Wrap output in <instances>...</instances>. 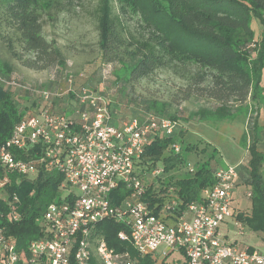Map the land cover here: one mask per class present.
I'll use <instances>...</instances> for the list:
<instances>
[{"label":"trees","instance_id":"trees-1","mask_svg":"<svg viewBox=\"0 0 264 264\" xmlns=\"http://www.w3.org/2000/svg\"><path fill=\"white\" fill-rule=\"evenodd\" d=\"M59 3V0H0V44L24 67L33 70L53 65L64 67L61 51L45 37L41 24L42 12ZM252 21L262 26L259 38L255 37ZM96 22L100 59L115 65L112 74L119 84V95L127 102L132 101L128 88L158 70L168 71L179 80L170 101L143 99L140 115L128 118L117 114L108 91L92 88L83 81L92 90L108 96L112 126L119 128L123 122L146 113L177 122L172 134L161 130L151 133L136 161V173L143 186L140 199L154 213L176 219L186 204L198 200L201 190L213 183V172L222 165L212 158L185 176L164 174L183 162L181 152L171 149L183 132L178 129L177 116L170 114L168 107L190 99L209 101L212 105H200L190 117L200 122L233 120L238 116L246 119L243 135L246 167L236 166L234 186L241 175L251 203L247 211L237 212L236 217L251 231L261 232L264 243V155L259 149L256 101L259 97L264 114V99L259 96L264 70V0H98ZM10 70L8 63H0L1 74L12 77ZM33 100L30 92L0 84V143L9 137L25 110L35 104ZM52 104L57 110H68L71 94L53 99ZM35 153L36 149L31 147L19 156L28 158ZM156 167L163 174L152 177L150 171ZM10 177L7 190L18 197L19 219H8L6 205L0 201L3 212L0 226H4L17 248H25L31 240L43 235L42 215L47 205L68 192L65 185L61 187L63 175L44 164L28 177L15 173ZM129 193L130 189L121 184L109 193V200L119 204ZM120 231L129 233L121 222L112 219L96 224L97 237L115 251L127 253L136 264H165L157 263L150 255H139L129 239L118 238ZM89 264L102 263L92 252Z\"/></svg>","mask_w":264,"mask_h":264},{"label":"built area","instance_id":"built-area-1","mask_svg":"<svg viewBox=\"0 0 264 264\" xmlns=\"http://www.w3.org/2000/svg\"><path fill=\"white\" fill-rule=\"evenodd\" d=\"M83 81L81 73L65 74L62 90L0 73L1 85L30 92L35 103L0 143V201L6 205L8 219H19L18 197L7 190L13 173L28 177L44 164L63 175L61 187L65 185L68 192L47 205L42 215L43 235L25 248H17L0 226V264H89L92 252L102 264H136L127 253L115 251L97 237L96 224L107 219L121 222L129 230L128 234L120 231L119 239H129L139 255H150L157 263L177 250L186 264H264V252L229 241L220 231V224L232 215L236 166L217 167L213 183L169 223L171 217L154 213L140 199L143 186L135 164L150 134L159 130L172 134L177 122L146 113L119 128L112 126L108 96ZM68 94L72 99L68 110L53 107V99ZM31 147L36 149L35 156H19ZM171 149L181 152L178 142ZM193 171L188 167V172ZM150 174L156 177L163 171L156 167ZM121 184L130 193L119 204H112L109 193ZM236 226L243 234L244 225L238 221ZM160 246L165 250L159 260Z\"/></svg>","mask_w":264,"mask_h":264},{"label":"rangeland","instance_id":"rangeland-1","mask_svg":"<svg viewBox=\"0 0 264 264\" xmlns=\"http://www.w3.org/2000/svg\"><path fill=\"white\" fill-rule=\"evenodd\" d=\"M59 2L57 6H52L42 12L41 24L45 37L61 51L65 61L64 67L53 65L44 70L24 67L11 57L8 50L0 44V63L9 64L11 67L10 76L35 86L60 87L63 90L65 74L78 75L81 73L82 79L90 87L108 91L117 114L126 118L140 115L143 111L141 105L143 99L171 100L179 80L164 70H158L151 77L143 78L131 89L128 88V94L132 97V101L127 102L125 97H121L119 84L112 74L115 65L103 63L97 49L96 7L98 0H73L72 3L59 0ZM252 26L255 37L259 38L262 26L253 21ZM60 70L61 72H59ZM262 81L259 83V96L264 99L262 89L264 88V75ZM258 99L256 100L259 107L257 117L262 112L260 98L258 97ZM26 103L29 105L31 102L28 100ZM200 105L212 104L209 101L190 99L168 107V112L177 116L178 129L183 132V135L180 134V138L177 139L181 146L183 162L180 166L165 171L164 174L167 176H185L188 174V167L196 170L208 158H212L217 162V165L222 166L232 165L236 161L242 160L240 164L245 167L243 139L246 127L245 118L238 116L230 121L200 122L190 117V113ZM248 192L249 189L244 184L236 186L232 198V215L220 224V231L224 236L226 235L229 241H236L243 246L264 251L261 232L251 231L243 222L241 223L244 225V233L237 232L236 225L239 221L236 217L237 212L247 211L250 207L251 199ZM168 221L172 224L173 218H169ZM163 250H165L164 246H160L157 250L159 260L162 258L160 253ZM179 258H183L182 253L171 250L164 258V262L170 264Z\"/></svg>","mask_w":264,"mask_h":264},{"label":"crops","instance_id":"crops-1","mask_svg":"<svg viewBox=\"0 0 264 264\" xmlns=\"http://www.w3.org/2000/svg\"><path fill=\"white\" fill-rule=\"evenodd\" d=\"M264 75V70H263V73H262V76ZM263 81H262V78H261V81H260V83H262ZM263 89V91H264V88H262ZM260 109H261V115H259V117H258V125H259V130H260V141H259V149H260V151H261V153L264 155V127H263V123H264V114H263V110H262V104H260ZM224 121V120H223ZM225 121H230V120H225ZM246 121V119H244V122ZM244 124H246V122L244 123ZM245 126V125H244ZM242 160H238V161H236L234 164H232L233 166H237V165H239L240 163H242L241 162ZM226 165H230V164H226ZM245 167H246V165H245ZM245 167H243V168H245ZM263 171H264V167H263ZM242 180H243V178H242V176L240 175L239 176V180H238V182L236 183V185L234 186V190H233V194H234V191H235V188H236V186L237 185H239V184H243L242 183ZM233 194H232V198H233ZM233 203V202H232ZM183 259H185L184 258V256H183V258H179V259H176V260H174V261H172L170 264H177V263H181V261H183ZM179 261V262H178ZM165 264H166V262H165Z\"/></svg>","mask_w":264,"mask_h":264}]
</instances>
